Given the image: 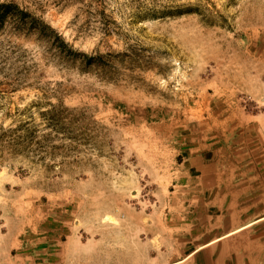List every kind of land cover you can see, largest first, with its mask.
<instances>
[{
	"label": "rangeland",
	"instance_id": "obj_1",
	"mask_svg": "<svg viewBox=\"0 0 264 264\" xmlns=\"http://www.w3.org/2000/svg\"><path fill=\"white\" fill-rule=\"evenodd\" d=\"M9 2L68 48L0 32V127L31 136L0 154V264L174 258L202 179L261 209L264 0Z\"/></svg>",
	"mask_w": 264,
	"mask_h": 264
},
{
	"label": "crops",
	"instance_id": "obj_2",
	"mask_svg": "<svg viewBox=\"0 0 264 264\" xmlns=\"http://www.w3.org/2000/svg\"><path fill=\"white\" fill-rule=\"evenodd\" d=\"M253 156L252 163L260 166L256 169L264 172V152ZM238 157L244 160L243 155ZM190 161L196 170L211 166L202 155ZM247 181L256 180H199L198 194L187 197L188 219L193 220L189 237L177 256L161 255L163 261L157 264H264V194L257 196L259 209L251 206L253 196H247L245 189L229 192V186L245 187Z\"/></svg>",
	"mask_w": 264,
	"mask_h": 264
},
{
	"label": "trees",
	"instance_id": "obj_3",
	"mask_svg": "<svg viewBox=\"0 0 264 264\" xmlns=\"http://www.w3.org/2000/svg\"><path fill=\"white\" fill-rule=\"evenodd\" d=\"M6 28H9L17 36L35 37L38 42H43L51 47L60 44L59 51H65L68 48L64 39L51 25L12 2L0 3V32ZM58 112L55 108L45 115L55 117ZM53 120L54 118L51 119V121ZM56 124V122L52 124L54 128H57ZM0 131L3 132L0 134V154L3 159L6 153L12 156L24 153L31 144V136L28 135V129L25 126L18 129L0 127Z\"/></svg>",
	"mask_w": 264,
	"mask_h": 264
}]
</instances>
